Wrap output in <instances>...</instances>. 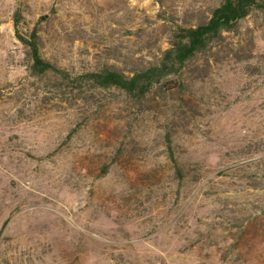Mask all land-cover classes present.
<instances>
[{"label":"rangeland","instance_id":"374dc122","mask_svg":"<svg viewBox=\"0 0 264 264\" xmlns=\"http://www.w3.org/2000/svg\"><path fill=\"white\" fill-rule=\"evenodd\" d=\"M221 1L0 0V264H264V10L139 102L69 100L13 26L68 74L130 75Z\"/></svg>","mask_w":264,"mask_h":264},{"label":"trees","instance_id":"16d2710c","mask_svg":"<svg viewBox=\"0 0 264 264\" xmlns=\"http://www.w3.org/2000/svg\"><path fill=\"white\" fill-rule=\"evenodd\" d=\"M255 10H264V0H222L220 5L212 11L206 23L178 29L170 47L166 49L157 63L130 75H124L109 67L81 74H68L41 57L35 31L31 32L28 38L20 34L19 14L15 15L13 26L17 40L28 48L31 72L39 77L53 76L59 82L55 88L59 93L67 95L69 100H74L77 95L85 94L90 90L114 89L139 102L156 88H163L167 91L181 88L179 78L186 63L196 55L206 53L222 33L234 29L241 20ZM170 82H173L172 87L169 85V88H166ZM167 141L169 158L174 161L171 139Z\"/></svg>","mask_w":264,"mask_h":264}]
</instances>
